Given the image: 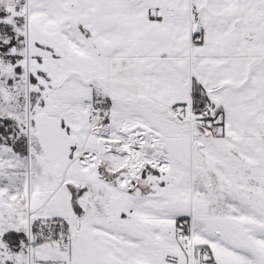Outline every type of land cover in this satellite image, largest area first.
Returning <instances> with one entry per match:
<instances>
[{"label":"snow or ice","instance_id":"1","mask_svg":"<svg viewBox=\"0 0 264 264\" xmlns=\"http://www.w3.org/2000/svg\"><path fill=\"white\" fill-rule=\"evenodd\" d=\"M0 264H264V0H0Z\"/></svg>","mask_w":264,"mask_h":264}]
</instances>
